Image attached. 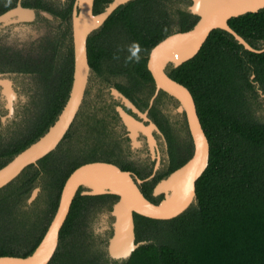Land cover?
<instances>
[{"label":"trees","instance_id":"obj_1","mask_svg":"<svg viewBox=\"0 0 264 264\" xmlns=\"http://www.w3.org/2000/svg\"><path fill=\"white\" fill-rule=\"evenodd\" d=\"M110 1L94 0V13ZM187 3L189 0H130L119 5L87 39L91 69L106 80L121 76L124 84L115 81L113 86L131 98L135 87L142 84L153 89L147 55L174 28L184 31L195 23L197 17L183 8ZM228 23L253 47L264 43V8L233 17ZM56 53L58 58L63 55ZM72 59L69 47L58 89L47 94L29 126L0 129V167L56 119L68 98ZM168 74L194 98L209 141L208 165L196 181V202L183 213L171 219L134 215L136 240L146 243L119 264H264V101L258 92L264 93V51H248L225 30L214 29L194 57L169 67ZM46 75L49 78L51 70ZM85 114L81 113L83 121L73 129L75 137L64 136L69 137L67 142L61 141L0 188V255L26 256L34 250L57 208L66 178L76 167L97 160L115 162L114 149L99 147L103 138H95V115ZM102 126L100 122V134L105 133ZM81 132L88 141L84 146L89 143L90 147H83ZM121 168L132 170L127 164ZM148 184L141 190L153 201ZM35 187L39 192L28 204ZM115 199L111 194L85 196L78 191L48 264H118L104 251L83 244V238L91 235L82 230L80 219L90 201L109 200L110 209Z\"/></svg>","mask_w":264,"mask_h":264},{"label":"water","instance_id":"obj_2","mask_svg":"<svg viewBox=\"0 0 264 264\" xmlns=\"http://www.w3.org/2000/svg\"><path fill=\"white\" fill-rule=\"evenodd\" d=\"M130 0H111L97 13L93 11L94 0H75L72 15V81L68 98L43 134L24 149L16 153L0 167V188L14 180L27 166L36 164L39 159L53 151L64 138L82 104L92 69L88 63L87 39L98 30L109 15L122 4ZM196 16L195 23L187 30L174 28L172 32L159 40L147 55L146 67L152 77L156 92L163 91L179 102L178 111L184 112L188 131L192 141L190 157L179 167L161 178L153 188V196H162L158 202L147 198L140 184L142 180L107 161H90L76 167L66 178L58 199L57 208L34 250L26 256L0 255V264H48L59 242L60 230L69 214L72 201L79 191L81 195L96 196L111 194L116 196L108 215L111 218V234L107 240L106 252L111 260L122 262L146 241L136 240L134 215L151 219H171L183 213L196 202V181L208 165L209 141L197 114L194 98L189 89L174 80L168 74L169 67H178L194 57L214 29L228 32L233 39L252 52H263L264 43L253 47L245 38L232 29L228 20L249 12L264 8V0H189L183 6ZM49 18L51 15L45 11ZM34 12L20 5L0 15V24L18 20H31ZM254 75H251L253 78ZM256 86L257 83H255ZM114 98L146 118L135 105L117 88H109ZM264 101V93L258 89ZM17 94L12 81L0 77V102L8 110L2 117H10ZM122 120L136 146L139 133L148 134L157 130L152 122L143 126L133 116L117 107ZM35 187L30 192L27 203H31L39 192Z\"/></svg>","mask_w":264,"mask_h":264},{"label":"flooded vegetation","instance_id":"obj_3","mask_svg":"<svg viewBox=\"0 0 264 264\" xmlns=\"http://www.w3.org/2000/svg\"><path fill=\"white\" fill-rule=\"evenodd\" d=\"M74 4L75 0H0V15L18 5L34 12V17L31 20L0 24V77L10 79L17 94L13 104V113L5 120H2V117L8 113V110L0 102V113H4L0 115L1 131L29 126L31 123L29 120L36 117L41 110V105L46 101L47 94H52L58 89L64 55H68L69 47L72 48ZM43 11L49 13L51 18L45 16ZM57 51L63 52L60 58L57 56ZM52 66H54L53 70ZM50 70L51 76L47 78L46 74ZM122 80L121 76H110L106 80L92 70L82 104L65 136L69 134L70 137H75L73 129L83 121L81 115L83 111L87 115L94 114L93 119L96 120L95 126L97 127L94 131L95 138L96 140L100 137L103 138V141L98 142L103 146L99 147L105 148L108 145L113 148L112 159L115 162L111 163L120 168L125 164L129 165L132 170L128 171L142 180L140 189L144 183H149L153 202H158L162 196H153L155 184L177 168L170 169L173 164L177 165L180 161L187 160L192 153V141L185 114L178 111L179 102L176 99L163 91L156 92L154 83L151 90H148L143 84L138 88L135 87L134 98L119 90L142 114H146V118L142 117L119 99L114 98L110 90L107 91L114 87L115 81L124 84ZM92 84L96 86H92ZM91 89H95V92L98 93L97 98L89 96ZM92 98H96V100ZM145 101L146 105L144 106L142 103ZM117 107H121L143 126L153 122L159 132L151 129L150 137L148 134L140 132L136 137V146H132L133 140ZM25 115H28L27 119H23ZM100 122L103 124L102 128L105 133H99ZM9 124H14V126L9 127ZM80 134L83 147H90L89 143L88 146H84L88 141L83 132ZM68 140L67 136L62 139V142ZM105 142L114 145L105 144ZM102 202L104 206H108L110 201ZM83 229L85 227L82 226ZM88 234L92 239L94 236L93 240L96 244L92 243L93 250L104 251L105 245L100 243L103 240L102 237L96 238L97 235L93 231ZM104 255L107 256V254Z\"/></svg>","mask_w":264,"mask_h":264},{"label":"rangeland","instance_id":"obj_4","mask_svg":"<svg viewBox=\"0 0 264 264\" xmlns=\"http://www.w3.org/2000/svg\"><path fill=\"white\" fill-rule=\"evenodd\" d=\"M92 86H96L92 84ZM111 86V85H108ZM109 91V89L107 90ZM89 96L96 97L98 96V93L95 92V89H91L89 91ZM96 98H92L93 100H96ZM4 113H0L2 115ZM32 117V114L30 115V118ZM28 115H25L23 119H27ZM14 124H9V127H13ZM102 201H90L87 203L82 211V215L80 217L83 227L86 229V234L91 233L92 231L94 234H96V238L102 237L100 241L101 245H105L104 251L105 254L106 252V245H107V240L111 234V230L109 228V224L111 221L110 216L108 215V211L110 210L108 206H104L102 204ZM84 229V230H85ZM94 239V236H93ZM92 238H88L87 236L83 238L84 243L86 245H92V243L96 244ZM145 241V240H144ZM98 243V245H100ZM97 246V245H96ZM109 258V257H108ZM116 261V260H115ZM117 263L119 264L120 262L117 260Z\"/></svg>","mask_w":264,"mask_h":264},{"label":"clouds","instance_id":"obj_5","mask_svg":"<svg viewBox=\"0 0 264 264\" xmlns=\"http://www.w3.org/2000/svg\"><path fill=\"white\" fill-rule=\"evenodd\" d=\"M132 55H133V56H136V52L134 51V52L132 53ZM137 59H138V57H137Z\"/></svg>","mask_w":264,"mask_h":264}]
</instances>
